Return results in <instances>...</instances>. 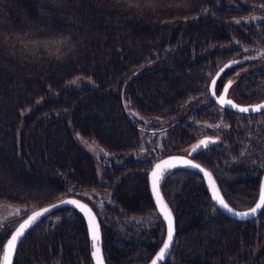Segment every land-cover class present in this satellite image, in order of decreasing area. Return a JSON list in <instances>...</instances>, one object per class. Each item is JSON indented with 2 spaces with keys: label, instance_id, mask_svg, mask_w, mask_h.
<instances>
[{
  "label": "trees",
  "instance_id": "16d2710c",
  "mask_svg": "<svg viewBox=\"0 0 264 264\" xmlns=\"http://www.w3.org/2000/svg\"><path fill=\"white\" fill-rule=\"evenodd\" d=\"M161 2L139 14L113 7L112 0H0L5 36L66 34L73 44L60 60L23 57L19 46L15 53L10 46L0 50V202L27 212L65 197L87 202L99 213L105 264H146L161 245L164 225L149 219L158 215L147 174L159 158L195 144L197 124L228 126L195 161L212 172L236 210L253 205L264 169V114H221L202 94L225 63L264 51V21L242 22L251 13L264 15V0H194L188 8L184 0ZM234 67L221 77L235 81L237 93L228 98L261 102L264 60ZM77 77L95 86L65 88ZM222 88L218 81L217 92ZM123 101L141 115L168 120L163 151L132 157L142 129ZM84 141L108 153L99 175ZM173 172L161 192L176 240L162 264H264V213L245 222L214 213L201 177ZM23 217L0 226L8 235ZM13 264H92L82 217L61 208L43 218L18 245Z\"/></svg>",
  "mask_w": 264,
  "mask_h": 264
},
{
  "label": "snow or ice",
  "instance_id": "6c2138e0",
  "mask_svg": "<svg viewBox=\"0 0 264 264\" xmlns=\"http://www.w3.org/2000/svg\"><path fill=\"white\" fill-rule=\"evenodd\" d=\"M56 5H61L65 0H52ZM194 0H184L182 5L183 8H188L192 5ZM112 6L118 9H122L126 12H136L143 14L146 9H151L155 11L163 6L161 0H112ZM264 8V5L261 6ZM208 10H204V15H207ZM262 17L253 16L251 18L245 19L243 23L249 24L257 19H262ZM235 24L240 25L241 20H235ZM34 33H25L23 35L19 33L10 34L5 36L4 30L0 29V50L11 47L13 53H15L17 46H19V51L23 57H30L32 59H37L42 55H47L48 58L60 60L63 55L66 54L65 50L71 51L73 44L71 35L60 34L51 35L43 40L32 39L31 37ZM244 53H251L252 50L248 48L242 49ZM264 60V51L260 52L259 57L249 54L244 56L242 59L233 60L228 64H225L216 72L215 77H210V84L203 90L204 101L203 103L214 106L216 111L223 114L227 112L228 114L239 113L244 117L249 116V114H264V98L261 102L254 105H240L233 99H229V95H234L237 93V88L233 85L235 81L229 80L227 83H223L221 79L222 74L226 69L235 70V65L239 64L244 66L245 61H250L254 59ZM138 73H134L137 75ZM237 75L239 72L237 71ZM79 79V77H77ZM219 83L223 84L222 91L217 92ZM76 84V81H72ZM127 86V82L125 83ZM214 101V105L212 104ZM130 102L126 103V108L129 106ZM23 114V113H22ZM136 116V113H132ZM159 120V118H157ZM145 123H148L147 121ZM264 123V121H261ZM205 127H214L220 129L221 127L227 128V125L216 124V125H205ZM155 135V133H153ZM219 142V137L213 139L211 137L205 136V138L199 139L197 143L193 144L188 152V158L184 157H168L166 159H161L155 163L152 171L149 173V179L151 181V192L155 200V206L158 211V216L150 217L149 219H159L160 216L167 222V236L163 239L162 246L159 251L155 254L154 258L151 260V264H160V262L165 261L167 256L171 254L173 245L175 244V228H174V218L172 211L165 202L164 197L161 195V183L168 177L174 174L173 170L178 166L187 169L190 172L198 171L203 174V177L208 182V188L211 191V200L213 202L212 207L214 213H219L223 211L224 213L230 215L233 220L246 221L249 218L255 219L261 213H264V179L259 183V193L258 199L254 201V206L249 207L247 210H236L233 206L234 202L226 199V195L222 189L217 187L216 181L213 178L212 172L208 171L201 163L194 162L198 155L205 149H210L211 145H216ZM91 147V146H90ZM159 148L163 151V148L157 143L156 147L151 151L155 152ZM101 151H103L101 149ZM150 155V152L144 153ZM244 153L242 152L241 155ZM105 156L108 153H104ZM260 167L264 168V161L261 162ZM69 194L75 195L73 189H69ZM71 206L78 209L80 213L83 214L88 224V232L91 239V257L94 264H105L102 250L100 247V230L97 223V218L99 213L94 212L93 207L89 206L87 202H81L79 199L75 198H65L60 200L59 204H53L51 207H44L38 211H31L29 214L27 211H21L19 209L16 212L9 213V218L12 215L17 217L24 215L27 218L23 219L22 222H18V227L14 231H11L10 238H7L6 243H2L3 239L7 236V231L0 226V246H2V258H0V264H13V258L17 253L18 245L22 242L25 235L29 230L34 229L35 226L41 222V218H48L47 214L51 213L53 209L58 207ZM59 219V217H57Z\"/></svg>",
  "mask_w": 264,
  "mask_h": 264
},
{
  "label": "rangeland",
  "instance_id": "374dc122",
  "mask_svg": "<svg viewBox=\"0 0 264 264\" xmlns=\"http://www.w3.org/2000/svg\"><path fill=\"white\" fill-rule=\"evenodd\" d=\"M253 16L257 17H262L264 16L261 13H251L247 17L242 19V22L245 19L251 18ZM264 21V18L262 19H257L256 21ZM255 22V21H253ZM74 81V80H73ZM76 84H73L72 81L67 83L65 85V88L69 89H82L86 87H94L95 84L92 80L86 79V78H79L75 79ZM126 101H123V107L124 110L127 114V116L140 128L142 129V132L139 133L140 137V142H139V149L137 150L136 153L132 154V157L137 158L140 156H149L144 153L150 152V155H156L158 151L160 150L159 148L156 149L155 152H152L151 150L156 147L157 143L160 144L164 137V127L167 126L168 120L162 117H151V116H144L139 114L138 112L132 110L129 106L126 108ZM132 113H136V116H133ZM159 118V120L157 119ZM148 123H145V122ZM219 124V123H216ZM215 123H208L202 122L200 124H197L198 128L200 131L204 130H212V131H217L218 129L214 127H205V125H216ZM144 130V131H143ZM155 133V135L153 134ZM199 139V138H198ZM198 139L196 140L195 143L198 142ZM193 144H190L186 147H184L181 151L180 154L182 155H188V152ZM81 146L92 156V158L95 161L96 164V169L98 175L101 172L102 166L105 163L109 162L108 155L105 156L104 153H106L102 148H100L98 145H96L93 142H81ZM91 146V147H90ZM101 149L103 151H101ZM26 207L25 206H20V205H9L7 203L0 202V225L6 222L7 220L16 217L15 215H12L9 218V213H15L17 209L23 211Z\"/></svg>",
  "mask_w": 264,
  "mask_h": 264
},
{
  "label": "water",
  "instance_id": "95a60500",
  "mask_svg": "<svg viewBox=\"0 0 264 264\" xmlns=\"http://www.w3.org/2000/svg\"><path fill=\"white\" fill-rule=\"evenodd\" d=\"M238 60H239V59H238ZM230 62H231V61H229V62H227V63H225V64H228V63H230ZM245 62H246V61H245ZM225 64H224V65H225ZM224 65H223V66H224ZM223 66H222V67H223ZM222 67H220V68H222ZM220 68H219V69H220ZM219 69H218V70H219ZM218 70H217V71H218ZM217 71H216V72H217ZM215 76H216V73L214 74L213 77H215ZM209 84H210V82H209ZM221 91H222V90H221ZM229 99H230V98H229ZM213 102H214V101H213ZM256 104H257V103H256ZM249 105H254V104H249ZM174 156H175V157H184V158H188V155L186 156V155H182V154H180V153H179V154H170V155L163 156V157L159 158L158 160H156V161L152 164V166H151V168H150V170H149V172H148V174H147L148 193H149V197H150V200H151V203H152L154 209H156V206H155V200H154V198H153V196H152V192H151V181H150V179H149V173L152 171V169H153L155 163H157L159 160H161V159H166V158H168V157H174ZM194 162H196V161H194ZM174 170H185V171H188L187 169H185V168H183V167H179V166H178L176 169H174ZM207 170H208V169H207ZM208 171H209V170H208ZM194 173H196L197 175H199V176L201 177V179H202V181H203V185H204L205 191H206L207 195L209 196V198H210V200H211V191H210V189L208 188V182H207V180L203 177V174H202V173H199L198 171H194ZM213 178H214V177H213ZM262 179H264V169H263V171H262V173H261V176H260V179H259V183H260V181H261ZM216 184H217V183H216ZM217 187H218V185H217ZM258 193H259V184H258V192H257V198H256V200L258 199ZM161 195H162V192H161ZM162 196H163V195H162ZM65 198H75V197H65ZM65 198H63V199H65ZM75 199H78V198H75ZM60 200H62V199H60ZM60 200L55 201V202L50 203V204H47V205H44V206H40V207L35 208V209L31 210V211H38V210L43 209L44 207H51V205H53V204H59ZM79 200H80V199H79ZM80 201H81V202H84L83 200H80ZM165 202H166V201H165ZM211 202H212V200H211ZM212 204H213V202H212ZM252 206H254V203H253ZM252 206H251V207H252ZM61 208H71V209H73L74 211H76V212L82 217V219H83V221H84L85 229H86V234H87L88 249H89V257H90L91 263L94 264V261L92 260V257H91V239H90L89 232H88V224H87V220L85 219V217L83 216V214L79 212L78 209H75V208H73V207H71V206L55 208V209L52 210L51 213H53L54 211H56V210H58V209H61ZM246 210H247V209H246ZM31 211H29L28 213L30 214ZM155 211H156V213H157V215H158V211H157V210H155ZM240 211H243V210H240ZM51 213L47 214V216L50 215ZM220 213H222V214L225 215L226 217L232 219V217H231L230 215L224 213L223 211H220ZM26 218H27V217L24 216L19 222H22L23 219H26ZM159 218L161 219V221H162V223H163V225H164V238H166V236H167V222L163 219L162 216H160ZM173 218H174V217H173ZM42 219H43V217L41 218V220H42ZM252 219H253V218H249V219L246 220V221H249V220H252ZM232 220H233V219H232ZM234 221H239V220H234ZM239 222H245V221H239ZM97 223H98V219H97ZM98 225H99V223H98ZM16 227H18V223L14 226V228H13L11 231H14ZM174 228H175V225H174ZM99 230H100V227H99ZM11 231L8 233L6 239L4 240L3 243H6V242H7V238H10ZM164 238H163V239H164ZM162 243H163V241H162ZM162 243H161V245L159 246V248L162 246ZM100 247H101V232H100ZM159 248H158V249L156 250V252L151 256V258L149 259V261H148L146 264H151V260L154 258L155 254L159 251ZM101 250H102V247H101ZM168 256H169V255H168ZM168 256H167V257H168ZM0 258H2V246H1ZM13 259H14V258H13ZM166 259H167V258H166ZM163 262H164V261L160 262V264H162Z\"/></svg>",
  "mask_w": 264,
  "mask_h": 264
},
{
  "label": "flooded vegetation",
  "instance_id": "af4514ba",
  "mask_svg": "<svg viewBox=\"0 0 264 264\" xmlns=\"http://www.w3.org/2000/svg\"><path fill=\"white\" fill-rule=\"evenodd\" d=\"M219 130V129H218ZM218 131H212V130H204V131H201L200 133H201V135H199V139L201 138H205V136H207V137H211V138H217V135H216V133H217ZM216 136V137H215ZM198 139V140H199ZM220 139V138H219Z\"/></svg>",
  "mask_w": 264,
  "mask_h": 264
}]
</instances>
